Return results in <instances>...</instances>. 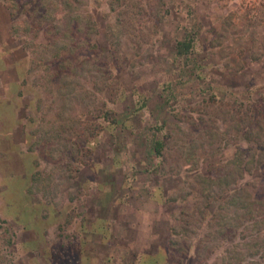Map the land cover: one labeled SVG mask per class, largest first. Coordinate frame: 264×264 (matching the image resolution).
<instances>
[{
    "label": "rangeland",
    "instance_id": "1",
    "mask_svg": "<svg viewBox=\"0 0 264 264\" xmlns=\"http://www.w3.org/2000/svg\"><path fill=\"white\" fill-rule=\"evenodd\" d=\"M30 1L0 0V264H220L200 176L264 157V0H82L63 37Z\"/></svg>",
    "mask_w": 264,
    "mask_h": 264
},
{
    "label": "trees",
    "instance_id": "2",
    "mask_svg": "<svg viewBox=\"0 0 264 264\" xmlns=\"http://www.w3.org/2000/svg\"><path fill=\"white\" fill-rule=\"evenodd\" d=\"M113 1L111 0V3ZM80 2L82 0H31L28 5H26L27 2L23 5L28 6L26 17L31 18V23L38 28L44 29V31L45 29L46 31H51L52 26H71V30H68L66 27H63L61 31L58 30L60 36L63 37V32L71 34L72 32H76L79 26L80 32H82V25L80 23L83 16L81 17L82 6ZM16 4H12V7L8 5L12 17L16 14L15 8L18 6ZM110 9H115L113 4H110ZM89 17L94 20L90 10ZM13 25L12 23L11 26ZM70 39L74 41L73 37ZM193 40L191 34L177 39L174 44L175 55L177 57L187 55L192 49ZM47 43L43 46L46 47ZM53 59L55 61V58ZM253 113L256 115L255 111ZM106 118L111 119L113 123H117L118 120L115 115H106ZM243 120L245 121L244 126H246L243 132L245 139L251 140V134L257 133L260 130L264 132L262 124L255 125V132L249 127L255 120L249 122L246 116ZM161 128V126L155 127L150 139L154 154L159 160H163L164 148L163 140L157 136V132ZM235 161L239 167V171L236 174L228 171L220 172L218 170L212 174L200 176V181L203 183L201 188H199L200 195L206 198V204L203 205L202 209L200 208V211L199 207L196 208L197 212L201 214L195 217L200 219L205 217L206 213H211L214 217V221L211 222L214 226L210 224L213 227L211 228L213 237L208 240L213 241L217 236H221L220 238L223 240L218 242L214 240L210 247L204 242V238L201 239V242L198 243L197 256L201 255L200 249L202 250L205 246L207 254H211L220 247V244L225 243L222 252L218 254L220 264H264V157L256 156L255 158L243 160L242 155H239ZM249 163H251V166ZM152 169L154 170L155 167ZM255 169L258 170L255 172ZM238 177L241 181L238 179L237 182ZM254 177L262 179L260 187H255L253 186L254 184L248 187V184L252 183L250 179ZM214 200L220 202V204L213 206L211 203ZM210 204L212 207L209 206ZM221 207L226 208L225 212L224 210L221 211ZM182 223L184 225L179 226L177 231L172 228V235L169 237L171 243H173L172 239L175 241V235L180 236L185 232L186 228L184 227L189 224V221L186 220ZM187 254L188 251L186 250V252L181 253V257H185ZM167 259L165 261L168 264L169 260Z\"/></svg>",
    "mask_w": 264,
    "mask_h": 264
}]
</instances>
